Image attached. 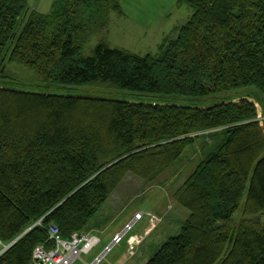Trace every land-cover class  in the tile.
<instances>
[{"label":"trees","instance_id":"16d2710c","mask_svg":"<svg viewBox=\"0 0 264 264\" xmlns=\"http://www.w3.org/2000/svg\"><path fill=\"white\" fill-rule=\"evenodd\" d=\"M27 2L0 0V264H32L51 226L92 233L127 175L153 182L198 139L205 155L172 195L186 219L144 264H264V104L259 118L246 99L209 100L244 87L264 98V0H178L192 14L156 53L101 40L87 56L120 0ZM7 67L92 94L27 91ZM123 90L160 101L115 99Z\"/></svg>","mask_w":264,"mask_h":264},{"label":"rangeland","instance_id":"374dc122","mask_svg":"<svg viewBox=\"0 0 264 264\" xmlns=\"http://www.w3.org/2000/svg\"><path fill=\"white\" fill-rule=\"evenodd\" d=\"M124 6L123 8L121 5L122 14L111 11L104 26L97 24L96 29H99V32L83 44L81 55H91L95 45L101 40H104L108 47L124 48L140 54L156 53L160 42L165 37H175L176 28L184 24L192 14V9L186 4L178 5V0H128ZM143 12L146 17L142 16ZM5 72L11 74L12 81L27 91L62 95L92 94L84 93L89 87L55 84L47 86L38 83L33 76L20 68L10 71L7 67ZM119 92L118 98L115 99L152 103L160 101L159 98H151L149 95L138 99L134 92ZM224 96L234 97L233 101L246 99L253 102L259 111V118H262L264 98L256 89L239 88L209 100L216 104ZM178 100L181 101H178L177 105L195 106L196 103H202L197 106H209L207 99L184 97ZM262 126L264 127L263 122ZM219 139L221 135L213 139V144ZM204 155L203 139H198L178 161L153 182H146L132 174L127 175L96 214L90 223V229L86 230L92 231L100 238L98 244L89 251L90 254L98 249L105 250V245L113 244L95 264H144L164 242L177 235L188 210L173 199V192ZM119 233L123 235L116 241ZM88 255L89 253H82L72 264H90L86 262V258L91 257Z\"/></svg>","mask_w":264,"mask_h":264},{"label":"built area","instance_id":"2783aa9c","mask_svg":"<svg viewBox=\"0 0 264 264\" xmlns=\"http://www.w3.org/2000/svg\"><path fill=\"white\" fill-rule=\"evenodd\" d=\"M49 232L53 246L49 248L45 245L36 246L32 264H72L82 253H88L100 241L96 235L86 232H75L69 239H64L55 226H51ZM120 239L121 237L116 236V241Z\"/></svg>","mask_w":264,"mask_h":264},{"label":"crops","instance_id":"0c3cea01","mask_svg":"<svg viewBox=\"0 0 264 264\" xmlns=\"http://www.w3.org/2000/svg\"><path fill=\"white\" fill-rule=\"evenodd\" d=\"M53 1L54 0H28V4H29V7L30 8H33V9H35L37 11H40V12H43V13H47V12L50 11ZM126 2H128V0H120V5H122V7L124 8L125 7L124 5L126 4ZM142 16L143 17H146L144 15V12L142 13ZM94 235H96V234H94ZM107 246H109V245H105L104 247L106 248ZM103 250L104 249H102V250L101 249H98L93 254H90V252H88L89 253L88 256H91V257L89 259L86 258V262L87 263H90V264H94L95 259L98 258V256L103 252Z\"/></svg>","mask_w":264,"mask_h":264},{"label":"water","instance_id":"95a60500","mask_svg":"<svg viewBox=\"0 0 264 264\" xmlns=\"http://www.w3.org/2000/svg\"><path fill=\"white\" fill-rule=\"evenodd\" d=\"M78 96H80V97H82V95H78ZM122 235H123V233H119L118 234V236L119 237H122ZM112 245L113 244H111V245H109V246H107V248L101 253V255L100 256H98V258H96V260H95V262H94V264L95 263H97L98 262V260L102 257V256H104L105 255V253L112 247Z\"/></svg>","mask_w":264,"mask_h":264}]
</instances>
